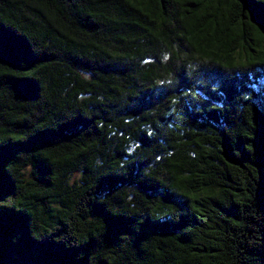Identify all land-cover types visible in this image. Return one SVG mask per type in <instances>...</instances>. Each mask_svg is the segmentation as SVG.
Segmentation results:
<instances>
[{"label":"trees","instance_id":"obj_1","mask_svg":"<svg viewBox=\"0 0 264 264\" xmlns=\"http://www.w3.org/2000/svg\"><path fill=\"white\" fill-rule=\"evenodd\" d=\"M0 264H264V0H0Z\"/></svg>","mask_w":264,"mask_h":264}]
</instances>
